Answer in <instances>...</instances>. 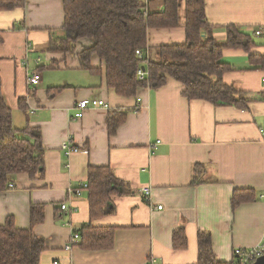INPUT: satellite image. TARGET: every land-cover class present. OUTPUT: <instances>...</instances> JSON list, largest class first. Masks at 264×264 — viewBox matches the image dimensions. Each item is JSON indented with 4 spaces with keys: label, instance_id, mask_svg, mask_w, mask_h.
<instances>
[{
    "label": "crops",
    "instance_id": "crops-1",
    "mask_svg": "<svg viewBox=\"0 0 264 264\" xmlns=\"http://www.w3.org/2000/svg\"><path fill=\"white\" fill-rule=\"evenodd\" d=\"M145 2L150 12L164 8L162 0ZM205 5L214 38L225 40L226 27L239 26L257 41L253 54L264 55V33L255 34L264 27V0H205ZM185 19V0H179L180 24L149 28L146 48L184 43ZM64 23V0L0 8L3 95L15 127L40 129L45 147L44 174L14 175L15 187L0 192V225L11 217L18 228H29L32 204H44L45 220L33 228L46 244L41 264H195L199 231L211 233L218 261L233 262L235 248L256 246L264 233V66L243 49L223 50L221 60L232 67L223 79L246 94V108L188 99L184 85L171 77L160 87L141 86L136 95L123 96L107 84L97 55L91 65L101 73L83 67L79 53L92 45L90 39H80L75 51L52 49L53 38L65 35ZM30 69L41 73L36 86L27 83ZM53 87L63 89L51 97ZM85 98L104 99L109 107L73 118L74 104ZM112 112L122 118L113 132ZM68 140L80 147L70 155L63 150ZM91 165L109 166L134 191L113 195V212L94 220L87 189L80 196L69 193L70 186L88 181ZM241 189L253 190L256 199L233 208V194ZM62 204L72 210H62ZM87 223L115 227L114 247L66 251L72 233ZM180 228L188 245L176 249L174 232Z\"/></svg>",
    "mask_w": 264,
    "mask_h": 264
},
{
    "label": "trees",
    "instance_id": "trees-1",
    "mask_svg": "<svg viewBox=\"0 0 264 264\" xmlns=\"http://www.w3.org/2000/svg\"><path fill=\"white\" fill-rule=\"evenodd\" d=\"M162 1L163 10L150 12L145 0H64L65 35L53 38L52 49L75 51L80 39H90L92 45L79 53L83 67L93 73H101V69L91 65V57L97 55L105 64L107 84L119 95H136L141 86L160 87L171 77L184 85L183 94L188 99H203L214 105L246 108L249 102L246 94L228 85L223 79L224 73L232 69L230 64L221 60L223 50L243 49L250 54L252 62L261 63L262 66L264 55L253 54L252 49L258 43L253 34L239 26L228 25L225 40L214 38L205 0H185L186 41L150 47V76L146 80L138 78L137 71L142 58L137 56L136 50L149 47L148 29L171 28L180 24L179 0ZM23 5L24 0H0L1 9ZM62 89L50 88V96ZM26 102V98H21L19 104L28 112ZM113 112L109 119L111 132L122 121L121 117L115 118ZM44 153L40 129L15 127L13 111L3 95L0 76V192L9 189L14 175L26 173L30 178L42 176L45 170ZM87 182L91 220L113 212V195L134 192L109 166H89ZM196 183L199 181L194 178L193 184ZM255 199L253 190H236L232 198L233 208ZM44 220L45 205L32 204L29 228H18L11 217L4 225H0V264H41L46 244L43 238L34 234L33 228ZM115 231V227L84 224L78 231L80 242L77 246L86 250L113 248ZM173 239L176 249L188 245L184 228L176 230ZM198 249L195 264H234L216 259L209 231H199Z\"/></svg>",
    "mask_w": 264,
    "mask_h": 264
},
{
    "label": "built area",
    "instance_id": "built-area-1",
    "mask_svg": "<svg viewBox=\"0 0 264 264\" xmlns=\"http://www.w3.org/2000/svg\"><path fill=\"white\" fill-rule=\"evenodd\" d=\"M147 1V0H145ZM264 33V27H259L255 30L256 35H261ZM136 54L139 58H142V64L138 68L137 76L140 80H146L150 76L149 70V60H150V51L148 48L137 49ZM39 58L36 59V62L39 63ZM41 81V73L38 69H30L27 73V83L29 86H36ZM264 83V77L262 79ZM140 100V98H138ZM94 107H109V104L106 100L101 98H85L77 101L74 106V115L73 118L79 119L83 117L86 110ZM261 132H264V127L260 129ZM80 147L72 144L71 141H66L63 143V150L66 155H70L72 152H76ZM15 187L14 182L9 183V188ZM88 188V182L82 183L78 186H70L69 193L72 195L80 196L83 194V190ZM142 192L145 194L146 199L149 197L150 188L145 187ZM62 210L69 212L72 209L66 205H61ZM157 208H162V205L157 206ZM80 242V233L75 231L72 233L68 243L65 245V250L70 251L73 247L77 246ZM264 255V233L260 242L253 247H237L234 250V264H252L258 257ZM53 264H59L58 261H55ZM145 264H154V262H146Z\"/></svg>",
    "mask_w": 264,
    "mask_h": 264
},
{
    "label": "water",
    "instance_id": "water-1",
    "mask_svg": "<svg viewBox=\"0 0 264 264\" xmlns=\"http://www.w3.org/2000/svg\"><path fill=\"white\" fill-rule=\"evenodd\" d=\"M252 264H264V255L258 257Z\"/></svg>",
    "mask_w": 264,
    "mask_h": 264
}]
</instances>
